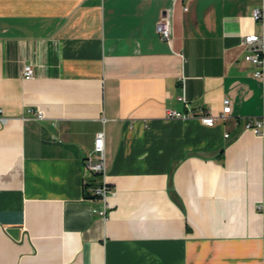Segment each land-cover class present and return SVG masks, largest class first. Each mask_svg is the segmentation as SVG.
Instances as JSON below:
<instances>
[{
  "label": "crops",
  "instance_id": "obj_1",
  "mask_svg": "<svg viewBox=\"0 0 264 264\" xmlns=\"http://www.w3.org/2000/svg\"><path fill=\"white\" fill-rule=\"evenodd\" d=\"M263 24L264 0H0V264H264Z\"/></svg>",
  "mask_w": 264,
  "mask_h": 264
},
{
  "label": "built area",
  "instance_id": "obj_2",
  "mask_svg": "<svg viewBox=\"0 0 264 264\" xmlns=\"http://www.w3.org/2000/svg\"><path fill=\"white\" fill-rule=\"evenodd\" d=\"M253 17L259 21L263 18V11L260 8H255L253 11ZM157 32L163 39L170 40L172 37V28L170 17L164 13L157 23ZM243 44L246 48L245 59L256 65L254 72L255 76L264 78V24L262 31L251 32L244 36ZM24 76L31 78L34 76V68L31 64H27L24 67ZM181 100L186 101L185 97H180ZM29 112L33 113L34 118L42 119L45 113L42 109H34L30 107ZM232 111V105L230 99L226 98L224 101L223 111L217 115L204 114L200 118L203 123L208 126H214L219 121H224ZM191 113H185L179 110H169L168 116L170 117H183L188 118L192 116ZM244 127L251 129L255 133L261 134L264 132V115L260 117H246L244 119ZM230 134H226L228 137ZM106 154H105V131L101 130L97 133L95 139L94 150L87 156L85 162L87 168L92 172L101 173L105 175L106 172ZM113 194L110 186L105 179H102L94 187V195L102 201V208L99 209V213L106 216L108 212V198Z\"/></svg>",
  "mask_w": 264,
  "mask_h": 264
}]
</instances>
